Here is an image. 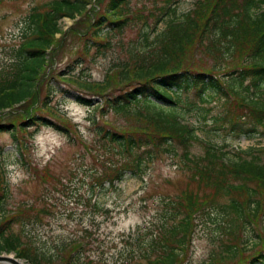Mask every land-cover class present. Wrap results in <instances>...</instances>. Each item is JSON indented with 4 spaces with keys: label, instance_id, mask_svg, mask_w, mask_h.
<instances>
[{
    "label": "rangeland",
    "instance_id": "374dc122",
    "mask_svg": "<svg viewBox=\"0 0 264 264\" xmlns=\"http://www.w3.org/2000/svg\"><path fill=\"white\" fill-rule=\"evenodd\" d=\"M49 1L0 0V66L6 64L12 51L20 46L27 14L33 8L46 10ZM106 1H90L87 10L74 20H60L61 33L55 35L54 45L48 50L47 66L37 84L36 104L31 105L29 112L25 111L29 105L26 104L0 114V122L14 121L16 127L0 132V173L4 180L0 183L4 187L3 192L0 188V194L4 195L1 204L7 215L29 220L13 226L14 233L24 235L25 242L32 239L39 244L47 243L53 249L68 245L63 256H78V264H133L135 261L144 264L145 261L132 251H136L140 241L147 240L150 235H133L132 232L137 228L145 230L158 219L162 199L166 201L191 193L199 200L223 204L226 198L214 185L211 175L203 180L191 175L180 153L183 146L179 143L175 145L176 156L154 151L151 158L144 161L140 178L126 172L113 186L106 182L100 184L112 178L116 171L127 169L134 160L103 139L97 128L101 132L117 131L134 136L139 135L136 132L153 131L138 124L136 121L142 119L132 118L131 114L119 115L104 107L87 110L73 97L61 94L58 88L76 87L74 78L94 82L108 78L113 87L120 84L119 67L141 66L145 57L155 60L154 55L161 54L155 49L154 38L165 28L169 16L162 15L157 21L161 9L166 6L165 0H129L120 10L125 18L121 28L113 30L103 26L96 30L105 35L102 40L107 41L100 46L94 42L93 26L89 27V24L104 14ZM205 1L208 0H177L171 8L175 6V17L181 19L187 14L192 15L196 4ZM205 44L207 46L206 41ZM213 45L210 40L211 47L206 50L194 43L179 53L173 51L175 58H180L175 62L179 61L182 67L193 71L212 70L211 73L223 78V74L231 70L226 66L234 61L225 63L217 58ZM68 79L71 80L69 83ZM124 83L118 87H123ZM50 87L55 91L49 92ZM75 87L73 89L77 90ZM123 89L127 90L126 87ZM85 93L93 96V100L99 99L93 93ZM186 103L187 106L176 107L177 119L196 129V140L189 145L190 157L195 164L200 165L205 160L202 156L206 146L221 148L229 155L235 149L264 148V138L239 139L228 132L229 127L221 119L226 112L236 116L241 112L232 98L200 104L190 96ZM137 111L144 114L142 109ZM35 113L50 118L66 132L41 125L25 126L22 130L19 120L29 119V115ZM92 118L94 122H91ZM28 119L23 121L26 123ZM146 123L158 131L154 122ZM135 151L140 155L148 152L146 149ZM223 177L234 185L239 183L227 174ZM248 186L257 193V198L264 197V184L257 182V185ZM235 198L242 204L248 201L245 186L239 188ZM207 212L192 217V232L181 251L180 264H211L213 254L216 255L213 264H241L255 250L264 248V201L258 215L249 217L245 225L232 222L239 227L230 235H221L215 229L214 223L218 220L215 210L208 209ZM251 228L255 235L249 234ZM244 241L249 246L248 252L239 250ZM224 246H237V257H222L220 253L225 251ZM3 255L15 258L13 253Z\"/></svg>",
    "mask_w": 264,
    "mask_h": 264
},
{
    "label": "trees",
    "instance_id": "16d2710c",
    "mask_svg": "<svg viewBox=\"0 0 264 264\" xmlns=\"http://www.w3.org/2000/svg\"><path fill=\"white\" fill-rule=\"evenodd\" d=\"M90 1L94 0H50L46 4V10L38 11L33 8L27 14L24 19L26 30L20 46L12 51L13 55L7 59V63L0 66V114L17 107H24L26 104L29 105L25 107V111L29 112L31 105L36 104L37 84L40 74L44 75L48 50L54 45L55 35L61 33L60 20L63 18L74 20L76 16L87 10ZM128 1H106L104 14L89 24V27L93 26L96 44L102 46L107 42L102 40L105 35L99 31L96 33V30L103 26L113 30L122 27L125 18L121 16L120 10L128 4ZM165 2L166 6L161 9L162 14L158 16L157 21L162 15L169 16L166 18L165 28L154 38L155 49L161 52L160 55H154L157 57L154 58L155 60H147L148 58L145 57L141 66L119 67L120 84L114 87L108 78L95 82L87 78L78 80L74 78L76 87H73L77 90L73 87L58 88L61 94L73 97L77 104L87 110L104 107L119 115L131 114L132 118L142 119L136 121L138 124L144 125L154 133L136 132L139 135L134 136L117 131L101 132V129L97 128L103 139L114 145L120 153L134 160L127 169L116 171L112 178L100 184L106 182L109 186H113L114 182L123 179L126 172L140 178L144 161L151 158L154 151L160 150L176 156L178 151L175 145L179 143L183 146L180 153L183 154L185 166L191 175L200 180L211 175L214 185L222 192V197L226 198L223 204L212 200H199L197 195L191 193L175 196L166 201L165 198L162 199V209L158 212V219L145 230L137 228L132 232L133 235L151 236L145 241H140L139 248L132 251L134 255L145 261L144 264H180L181 251L186 247L188 236L192 232L193 216L208 213V209L215 210L218 216V220L214 223L215 229L221 235H230L233 229L239 227L232 222L245 225L249 217L255 218L258 215L261 203L264 201V197L257 198V193L248 186L257 185V182L264 184L262 160L264 148L235 149L229 155V152L221 148L206 146L202 156L205 160L201 161L200 165L195 164L196 162L190 157L189 145L196 140V129L181 124L176 112V107L187 106L186 100L190 96L200 104L232 98L241 108V112L237 116L226 112L227 115L221 119L229 127L228 132L239 139L264 138V0L199 2L192 15L187 14L181 19L175 17V6L171 8L177 0H165ZM210 40L214 43L212 49L217 58L225 63L234 61L226 66L231 70L225 72L223 78L211 73L212 70L193 71L188 67H182L179 61L175 62L177 58H175L176 54L173 55V51L179 53L194 43L198 44L200 49L206 50L210 46ZM66 81L69 83L71 80ZM126 81L129 82L127 85L124 83ZM122 83L124 86L118 87ZM130 86L132 87L129 88ZM124 87L127 90H124ZM48 91L54 92L55 89L50 87ZM85 92L93 93L99 99L93 100V96ZM43 104L45 105L46 102ZM140 109L144 114L137 111ZM29 116V119L27 117L19 120L18 124L22 130L25 126L41 125L66 132V129L57 126L48 117L38 116L36 113ZM93 118L90 119L91 122H94ZM25 119H28V122L25 123L23 121ZM151 121L159 128V132L146 123ZM14 124V121L0 122V132L16 128ZM14 136L12 134L13 139ZM136 149H146L148 152L140 155L135 151ZM190 164L195 165L192 167ZM223 174L237 179L239 183L234 185L225 180ZM3 181L0 173V183ZM241 186H245L248 191V201L244 204L235 198V193ZM0 188H3L1 189L3 192V184H0ZM3 197L4 195L0 194V254L13 253L16 259L28 264H78V256L70 255L67 258L63 256L67 249L64 248L68 245L53 249L47 243L39 244L32 239L25 242L24 235L15 234L13 226L29 220L7 215L1 204ZM249 234L255 235L253 228L250 229ZM245 242H242L239 250L248 252L249 246ZM250 246H253L252 242ZM224 247L225 251L223 254L220 253L222 257H237L239 253L237 246ZM261 249L255 250L241 264H264V248ZM215 257L216 255L213 254L211 264L214 263ZM136 262L133 264H139Z\"/></svg>",
    "mask_w": 264,
    "mask_h": 264
},
{
    "label": "water",
    "instance_id": "95a60500",
    "mask_svg": "<svg viewBox=\"0 0 264 264\" xmlns=\"http://www.w3.org/2000/svg\"><path fill=\"white\" fill-rule=\"evenodd\" d=\"M0 264H21L18 259L13 258L11 255L0 254Z\"/></svg>",
    "mask_w": 264,
    "mask_h": 264
},
{
    "label": "bare ground",
    "instance_id": "6f19581e",
    "mask_svg": "<svg viewBox=\"0 0 264 264\" xmlns=\"http://www.w3.org/2000/svg\"><path fill=\"white\" fill-rule=\"evenodd\" d=\"M4 254V253H3ZM21 264H23L21 261H19Z\"/></svg>",
    "mask_w": 264,
    "mask_h": 264
}]
</instances>
